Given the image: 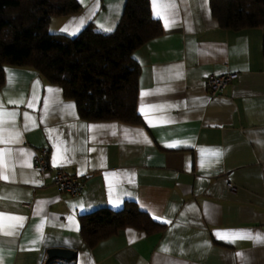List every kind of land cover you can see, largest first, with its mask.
Here are the masks:
<instances>
[{
    "label": "crops",
    "instance_id": "crops-1",
    "mask_svg": "<svg viewBox=\"0 0 264 264\" xmlns=\"http://www.w3.org/2000/svg\"><path fill=\"white\" fill-rule=\"evenodd\" d=\"M76 1L80 10L52 17L50 33L75 37L90 25L110 33L126 3ZM172 2L156 0V11L163 13L158 17L149 0L162 33L133 53L139 65L137 123L83 120L61 87L37 71L4 68L0 103L17 115L14 127L10 118L0 126L2 264H264V26L222 29L210 0L159 7ZM228 72L238 73L237 79L210 96L206 77ZM34 96L36 103L28 108ZM24 113L35 121L28 130ZM100 125L109 127H90ZM174 142L181 143L168 146ZM41 147L49 149L45 174L32 163ZM57 168L83 178L79 195L54 187ZM126 202H134L162 230L126 227L87 247L80 218L102 207L119 211ZM9 217L24 218L11 236L5 232L20 222ZM218 232L239 236L222 239ZM50 247L76 255L48 260Z\"/></svg>",
    "mask_w": 264,
    "mask_h": 264
},
{
    "label": "trees",
    "instance_id": "trees-1",
    "mask_svg": "<svg viewBox=\"0 0 264 264\" xmlns=\"http://www.w3.org/2000/svg\"><path fill=\"white\" fill-rule=\"evenodd\" d=\"M210 9L225 30L264 26V0H210ZM79 10L76 0H0V87L6 66L29 67L61 87L81 119L137 123L139 65L133 53L162 33L149 0H126L110 33L92 25L75 37L49 32L52 17ZM126 227L146 233L163 228L134 202H126L119 211L98 208L80 218V234L89 248Z\"/></svg>",
    "mask_w": 264,
    "mask_h": 264
},
{
    "label": "built area",
    "instance_id": "built-area-1",
    "mask_svg": "<svg viewBox=\"0 0 264 264\" xmlns=\"http://www.w3.org/2000/svg\"><path fill=\"white\" fill-rule=\"evenodd\" d=\"M237 77L238 73L236 72L208 75L205 79V86L209 95H220ZM32 163L39 173L45 174L50 168L48 147L37 149L34 152ZM52 182L57 190L63 191L71 196L79 195L84 188V180L82 177L71 175L61 168H57L54 172ZM226 184L229 191H234L235 187L232 183L227 181Z\"/></svg>",
    "mask_w": 264,
    "mask_h": 264
},
{
    "label": "snow or ice",
    "instance_id": "snow-or-ice-1",
    "mask_svg": "<svg viewBox=\"0 0 264 264\" xmlns=\"http://www.w3.org/2000/svg\"><path fill=\"white\" fill-rule=\"evenodd\" d=\"M153 6H154V11H155L156 16L160 17L163 13L161 11H156V9L158 7L157 3H156V0H153ZM159 7L163 8L164 10L175 8L174 0H173L172 3L165 4V5H160ZM166 26H167V24H166ZM62 31H67V29H62ZM105 31H111V28H107V29H105ZM11 80H12V76L10 75L9 76V83H11ZM52 91H54V90L49 89V92H52ZM8 102L11 103V104H15V105H20V104H24L25 103V101L23 99H19V100H11L10 99ZM35 103H36V98L34 96L31 101H28L27 107L28 108H33ZM44 107H45V110H47V108H48V102L47 101L45 102ZM66 107L73 108L74 105H67ZM16 115H17V113H15V112H7V111H5L3 109V104L0 103V126H2L3 124L7 123V120H5L4 118H10L13 121V127H14V120H15ZM23 115H24V118H25V121H26L25 124H24V128H25V130H28L30 125H35V121L32 120V118L29 116L28 113H24ZM90 127L92 129H95V128H104V127H109V126L100 125V126H90ZM111 127H114V126H111ZM113 134H115V133H113ZM19 135H20V133L18 131H16L14 133V137H15L14 142H18ZM179 143H181V142H174L173 144H170L168 146L169 147H176V146H178ZM64 151L67 152L68 149H64ZM211 154L213 156H216V157H219L220 155H222V153H220L219 151H212ZM55 159L56 158H54V162H55ZM61 159L62 160H66L67 157L63 156V157H61ZM4 179H7V176H5ZM154 218L160 219L159 217H154ZM9 219H14V220L20 222L17 225H12L11 226L12 230L5 232V235L11 236V235L15 234V231L18 230L19 227H23L22 221H23L24 218L23 217H9ZM216 235L219 238L224 239V238H235V237L239 236V233H235V232H218V233H216ZM253 238L256 239L258 242L261 241V237H259V236H256V237H253ZM163 250L167 251L168 249L165 248ZM0 264H2V260H0Z\"/></svg>",
    "mask_w": 264,
    "mask_h": 264
},
{
    "label": "water",
    "instance_id": "water-1",
    "mask_svg": "<svg viewBox=\"0 0 264 264\" xmlns=\"http://www.w3.org/2000/svg\"><path fill=\"white\" fill-rule=\"evenodd\" d=\"M46 255L48 260L56 258L71 260L75 257L76 253L69 248L50 247L46 250Z\"/></svg>",
    "mask_w": 264,
    "mask_h": 264
}]
</instances>
